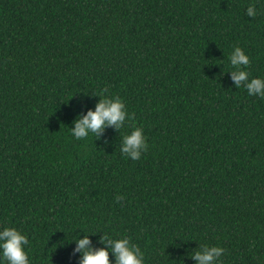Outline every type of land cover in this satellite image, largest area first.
I'll return each instance as SVG.
<instances>
[{
  "label": "trees",
  "instance_id": "1",
  "mask_svg": "<svg viewBox=\"0 0 264 264\" xmlns=\"http://www.w3.org/2000/svg\"><path fill=\"white\" fill-rule=\"evenodd\" d=\"M233 46L264 77V0H0V228L28 235L31 264H79L89 232L144 264H195L200 244L264 264V99L234 87ZM101 93L132 119L76 140Z\"/></svg>",
  "mask_w": 264,
  "mask_h": 264
},
{
  "label": "clouds",
  "instance_id": "2",
  "mask_svg": "<svg viewBox=\"0 0 264 264\" xmlns=\"http://www.w3.org/2000/svg\"><path fill=\"white\" fill-rule=\"evenodd\" d=\"M257 14L255 3L248 4L245 15L255 17ZM228 60L231 70L226 72L230 74L234 87L245 89L248 96L264 99V77H253L246 70L250 58L245 50L233 46ZM95 96L98 97V101L94 105V110L89 109L83 115L78 114L73 121L70 130L76 140L84 139L90 134L94 139H99L105 127L113 126L118 131L132 119V114L128 112L125 102L120 97H109L102 93ZM147 148V138L142 127L134 126L129 132L121 135L119 151L123 157L139 160ZM115 199L121 201L123 196H116ZM89 233H85L82 238L73 236L72 239L76 245L74 251L80 253L79 264H144V253L128 236L113 238L111 234L103 233L99 242L104 246L93 248ZM29 245L28 235L18 228L13 226L0 228V264H31ZM224 251L217 245L200 244L199 248L191 253V258L195 264H221L220 257ZM110 253L113 257L111 261Z\"/></svg>",
  "mask_w": 264,
  "mask_h": 264
}]
</instances>
